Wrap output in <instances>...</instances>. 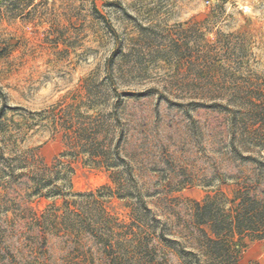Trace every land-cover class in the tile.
Instances as JSON below:
<instances>
[{
  "label": "rangeland",
  "instance_id": "obj_1",
  "mask_svg": "<svg viewBox=\"0 0 264 264\" xmlns=\"http://www.w3.org/2000/svg\"><path fill=\"white\" fill-rule=\"evenodd\" d=\"M258 89L264 0H0V145L17 141L47 165L60 158L71 192L95 193L66 215V197H28L30 220L12 210L2 224L0 264H128L137 195L159 221L155 234L195 251L194 203L230 199L250 166L241 156L264 161V127L240 98ZM58 108L97 128L123 162L61 156L62 131L52 136L34 114ZM121 178L131 195L120 197ZM233 241L239 264H264V238ZM158 247L152 264L187 263Z\"/></svg>",
  "mask_w": 264,
  "mask_h": 264
},
{
  "label": "trees",
  "instance_id": "obj_2",
  "mask_svg": "<svg viewBox=\"0 0 264 264\" xmlns=\"http://www.w3.org/2000/svg\"><path fill=\"white\" fill-rule=\"evenodd\" d=\"M253 91L258 93L241 90L242 114L254 115L259 126L264 127V94L260 89ZM0 95L4 98L1 92ZM3 110L1 108L0 119L4 115ZM48 113L49 115H44L42 112L34 114L40 115L38 121L41 123L49 122L52 136L62 131L61 135L69 150L62 152L61 156L87 155V161L102 164L107 168L123 162L118 150L111 152L103 146L99 130L91 127L90 123L76 126L69 111H65L64 108ZM2 123L0 122V132L5 131ZM46 123L40 126L46 128ZM12 142L0 145L1 232H3L2 224L7 221L6 215L8 212L12 213V210L13 213L15 211L20 213L15 214L16 217L21 216L25 221L30 220L28 216H31V211L27 203V198L30 196L43 194L66 197L65 215L73 211L71 206L76 205L75 198L94 197V192H71L69 179L71 170L60 158L52 165H47L34 149H19L17 141ZM260 142L261 146H264V134L258 136V145ZM241 158L250 166L240 173L230 199L227 200L220 194L208 197L202 203H194L192 224L197 230L194 237L195 251L181 246L176 240H168L160 236L161 234H155L159 221L150 215L151 212L143 198L140 195L135 196L129 214L131 220L126 226L128 264H152L159 244L167 247L177 260H186V264H239L240 249L233 241L234 236L240 239L264 238V161L249 155ZM122 180L121 178L117 182V191L125 193L119 194L120 197L131 195L125 187L126 182ZM113 193L116 192H111L110 195ZM102 213V222H107L108 213L103 209ZM54 217L59 218L56 215ZM133 226L138 228L135 229ZM96 236L102 239V234Z\"/></svg>",
  "mask_w": 264,
  "mask_h": 264
},
{
  "label": "built area",
  "instance_id": "obj_3",
  "mask_svg": "<svg viewBox=\"0 0 264 264\" xmlns=\"http://www.w3.org/2000/svg\"><path fill=\"white\" fill-rule=\"evenodd\" d=\"M212 1H215V0H205V3H210Z\"/></svg>",
  "mask_w": 264,
  "mask_h": 264
}]
</instances>
